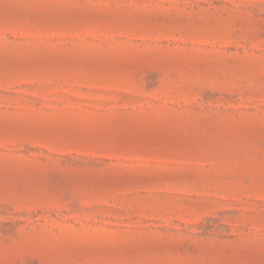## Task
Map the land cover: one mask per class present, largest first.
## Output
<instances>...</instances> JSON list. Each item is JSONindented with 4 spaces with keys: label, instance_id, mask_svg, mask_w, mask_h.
Wrapping results in <instances>:
<instances>
[{
    "label": "rangeland",
    "instance_id": "1",
    "mask_svg": "<svg viewBox=\"0 0 264 264\" xmlns=\"http://www.w3.org/2000/svg\"><path fill=\"white\" fill-rule=\"evenodd\" d=\"M0 264H264V0H0Z\"/></svg>",
    "mask_w": 264,
    "mask_h": 264
}]
</instances>
